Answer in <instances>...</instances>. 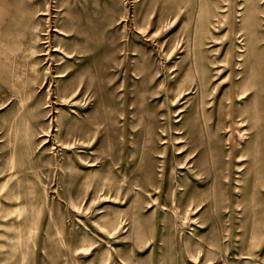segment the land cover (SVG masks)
<instances>
[{
    "label": "rangeland",
    "instance_id": "374dc122",
    "mask_svg": "<svg viewBox=\"0 0 264 264\" xmlns=\"http://www.w3.org/2000/svg\"><path fill=\"white\" fill-rule=\"evenodd\" d=\"M0 264H264V0H0Z\"/></svg>",
    "mask_w": 264,
    "mask_h": 264
},
{
    "label": "bare ground",
    "instance_id": "6f19581e",
    "mask_svg": "<svg viewBox=\"0 0 264 264\" xmlns=\"http://www.w3.org/2000/svg\"><path fill=\"white\" fill-rule=\"evenodd\" d=\"M186 42H187V40H186ZM219 72H220V69H219ZM238 77V76H237ZM199 89V88H198ZM235 94V96H236V99H235V101H240V100H242V99H245L246 98V95H245V93L243 92V93H234ZM248 97V96H247ZM176 98V97H175ZM174 101V100H173ZM177 112H181V110H176ZM239 113H236V111H234L232 114H231V116L228 118V127L230 128V127H233V126H243L244 125V123H245V119H243V118H239V115H238ZM226 117H228L227 115H226ZM236 128V127H235ZM229 130V129H228ZM234 130H236V129H234ZM236 132H237V130H236ZM83 139H84V137H82ZM168 139V138H167ZM171 139H173L174 140V143L175 144H179V146H177V147H175V149L177 148V153H180V152H182V151H185V150H187V149H183L182 151H179L180 150V148H184L185 147V145H182L183 144V142H182V136H176L175 138H171ZM169 140V139H168ZM83 142H84V140H82V144H83ZM89 143V142H88ZM186 144V143H185ZM230 149V148H229ZM237 152V151H236ZM192 152H190L189 150H188V152L186 153V154H191ZM195 155V153L193 152V155L192 156H194ZM241 155H238L237 153H235V150L232 152V154H231V158L234 160V161H236V162H242L243 160H244V158H242V156L240 157ZM244 157V156H243ZM105 164V163H104ZM95 165H97L96 164V161L95 160H93L92 161V164H91V166H95ZM121 165V164H120ZM195 167H196V165H194V163H193V165H192V170L191 169H189V173L192 175V176H194V175H196V173H195ZM180 168H182V167H180ZM163 169H165V168H163ZM122 170V169H121ZM211 174H212V172H211ZM164 175V174H163ZM103 187L104 186H101L100 187V190H99V193L100 194H102V193H106L105 191L103 192ZM23 204H25V200L24 201H21V200H15V206H23ZM188 207H190V206H188ZM189 211V210H188ZM188 215V214H187ZM188 219V218H187ZM26 222H28V219H25L24 221H23V223H26Z\"/></svg>",
    "mask_w": 264,
    "mask_h": 264
},
{
    "label": "crops",
    "instance_id": "0c3cea01",
    "mask_svg": "<svg viewBox=\"0 0 264 264\" xmlns=\"http://www.w3.org/2000/svg\"><path fill=\"white\" fill-rule=\"evenodd\" d=\"M4 57L8 58V57L6 56V54H5V56H4ZM2 62H3V60H2Z\"/></svg>",
    "mask_w": 264,
    "mask_h": 264
}]
</instances>
